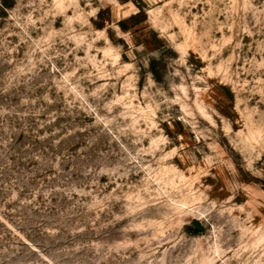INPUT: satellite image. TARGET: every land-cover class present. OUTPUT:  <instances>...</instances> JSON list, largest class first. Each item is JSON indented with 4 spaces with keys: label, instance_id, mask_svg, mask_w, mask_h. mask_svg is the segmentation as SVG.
<instances>
[{
    "label": "rangeland",
    "instance_id": "1",
    "mask_svg": "<svg viewBox=\"0 0 264 264\" xmlns=\"http://www.w3.org/2000/svg\"><path fill=\"white\" fill-rule=\"evenodd\" d=\"M0 264H264V0H0Z\"/></svg>",
    "mask_w": 264,
    "mask_h": 264
}]
</instances>
